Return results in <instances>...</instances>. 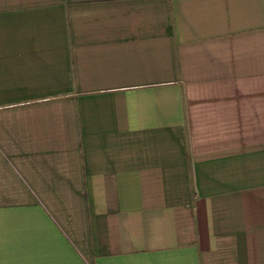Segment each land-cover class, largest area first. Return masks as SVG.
Segmentation results:
<instances>
[{"label": "crops", "instance_id": "1", "mask_svg": "<svg viewBox=\"0 0 264 264\" xmlns=\"http://www.w3.org/2000/svg\"><path fill=\"white\" fill-rule=\"evenodd\" d=\"M0 264H264V0H0Z\"/></svg>", "mask_w": 264, "mask_h": 264}]
</instances>
